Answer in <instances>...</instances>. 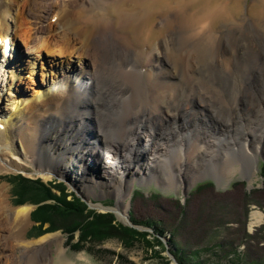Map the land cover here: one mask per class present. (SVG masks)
I'll return each instance as SVG.
<instances>
[{
    "label": "bare ground",
    "instance_id": "6f19581e",
    "mask_svg": "<svg viewBox=\"0 0 264 264\" xmlns=\"http://www.w3.org/2000/svg\"><path fill=\"white\" fill-rule=\"evenodd\" d=\"M244 2L60 0L44 5L57 8L43 25L35 1L0 0L1 73L15 89L0 109V161L45 180L67 176L86 195L113 193L122 218L134 180L171 188L213 173L220 184L240 164L253 175L264 140V0ZM18 40L35 56L30 73L41 60L55 69L27 99L16 91ZM6 198L0 186V248L12 240L13 264H41L55 234L25 241L32 205Z\"/></svg>",
    "mask_w": 264,
    "mask_h": 264
},
{
    "label": "rangeland",
    "instance_id": "374dc122",
    "mask_svg": "<svg viewBox=\"0 0 264 264\" xmlns=\"http://www.w3.org/2000/svg\"><path fill=\"white\" fill-rule=\"evenodd\" d=\"M33 1H35V6H39V10L35 13L41 15L39 20L40 24L45 25L49 21L54 22L56 20L54 16L48 17V15L50 14V10L57 7H52L46 12L47 8L44 5L48 6L53 3L59 4L60 0ZM247 2H249V0H245L244 3L246 4ZM78 7L80 8L81 5H78L76 9L80 11ZM7 18L9 19V16H7ZM18 42L22 69L18 74L20 83L16 91L21 93V99H27L26 97H29L32 92L31 87L40 88L41 90L47 88V81L42 80V72L44 73V77H51V80L54 75L52 71L54 68L50 67L49 69L47 64L45 65L46 62L41 60L42 65L46 67L42 69L41 61L35 62L37 67L34 73L31 72V74L29 68L30 61L33 60L35 56L27 54V49L23 45V42L20 40H18ZM143 49V52H146L147 47ZM1 51L2 48H0V68L1 65L5 63V57H3ZM43 59H53L56 60V62L59 61L57 58H51V56L46 54ZM60 62H64L65 65L68 64L66 59ZM71 62L72 71L78 72L81 69L79 62ZM75 64L78 67H74ZM57 66L58 65H56V67ZM58 68L61 69L60 67ZM7 74L6 72L1 73L0 71V97H2V100H0V109H4V111H7L6 99L10 98L11 94H15V91H13L15 90L13 89L14 84L12 83L13 85H9L10 77L7 76ZM68 78H72V76ZM68 80L69 84L65 87L66 90L72 87L70 79ZM130 88L131 93H136L137 87L130 86ZM9 93L11 94L9 95ZM65 93L66 92L63 90V94ZM70 96L69 94V97ZM249 96L250 95H248V97ZM243 108H245L243 112H246L247 105L243 104L242 109ZM248 113L252 117L256 115L255 111ZM26 121L23 125L28 129V121ZM248 139L251 138L248 137ZM96 140H91L94 146L96 145ZM16 141H18V139ZM261 144L257 157V169L253 175L248 172H246V175L242 174L243 167L242 164H240L241 166H237L239 169L223 177L220 184L217 182V178L213 173L203 177L200 176L198 179L194 181L191 180L190 182L181 179L182 184H180V182L177 186L171 188L166 187L162 182L150 181L147 183H140L138 180H134L131 190L128 193L129 195L126 194L125 196V201L128 203L127 218L118 216V212L115 209L116 196L113 193H97L100 195H93L91 193V195H86L78 188L72 187V183H70L71 180H69L67 176L58 177L57 175H53L50 179L45 180L42 176L35 174L31 175L33 171L32 168L25 170L26 172L23 170L15 171L8 162L0 161V186H3L6 191L7 198L5 200L13 207L22 204H30L34 210L37 206V204L27 201L22 204L16 203L17 198L14 195L12 184L7 180V176L15 174H21L30 179H38L44 183L59 184L60 188H63L64 192L67 194L68 200L72 199V196L75 195L85 203L86 208L83 212L74 211L65 213L61 212L60 209L55 210L52 214L48 215L50 222L47 221L43 224H39L40 222H36L30 217V222H28L27 226L22 230V238H25V241L30 240V243L32 241L36 242L40 236L55 234V236L51 237L53 239L48 244L50 246L46 252V254L48 253L47 256L40 258L41 264H61L59 255H62L63 260L67 262L66 264H179L167 252V248L169 250L171 248L168 239L176 229L177 235H175L173 241H175L178 247L186 250L202 247L208 243L212 244L215 242L229 241L232 238L235 240L233 246L235 245L234 248L236 252L240 253L242 256L244 254L248 255V257H254V255L250 253L246 254L247 251H256L258 253L260 252V254H264V237L259 239L256 237L258 233L259 236H261V234L264 235V178L261 175V166L264 165V140ZM136 162L133 161V165H135ZM193 174L194 172L190 171L188 176L193 178ZM209 182L211 183L209 186L212 191H198L200 186H204ZM235 184L236 187L234 186ZM52 191L56 196H59V190L53 189ZM43 203L52 204L55 203V201L47 199L40 202V204ZM33 210H31V212ZM254 211H259L263 214V218L258 222H253L252 212ZM90 212L100 214L111 213L115 224L129 226L136 230V232H147V234L144 235L145 239L138 236L136 241H132L131 243L129 241L128 243L130 244H125L124 241L118 238L99 239L87 236L82 239L78 228H76L75 231H68L73 225L78 227L79 225L76 226V224L79 222L81 223L85 218L84 215ZM145 221L157 224V228L162 230L163 236H159L155 233L153 227L141 224V222ZM251 222L253 223L251 224ZM47 227L51 229L46 231ZM243 231L248 234H254L255 237L248 236L247 239L244 238L240 240L243 235L241 232ZM156 238H159L160 241ZM61 240L62 243L58 244V241ZM6 242V246L0 248V258L2 259V264H13L17 260L14 255L19 254V250L18 247H15L16 245L12 240ZM187 242L190 245H188ZM36 245L38 246L39 244ZM227 247L231 246L226 245L225 248ZM214 250L217 254L222 253L220 247H215ZM59 252H61V254H59ZM199 256L204 259V264H209L211 261L215 262L216 260V255L211 252V250L201 251ZM245 257L246 256H244V258ZM263 257L264 255L262 258ZM224 262L223 264H228ZM229 262L230 264H234L232 261ZM252 264L255 263L252 262Z\"/></svg>",
    "mask_w": 264,
    "mask_h": 264
},
{
    "label": "trees",
    "instance_id": "16d2710c",
    "mask_svg": "<svg viewBox=\"0 0 264 264\" xmlns=\"http://www.w3.org/2000/svg\"><path fill=\"white\" fill-rule=\"evenodd\" d=\"M261 175L264 178V165L261 166ZM7 177V180H9V182L12 184L14 195L17 198L16 203L22 204L27 201L33 204H37L36 208L31 212V218L36 222H40L39 224H43L47 221L50 222V218L48 215L52 214L55 210L60 209L61 212L70 213L74 211L83 212V210H85L86 208L85 203H83L78 196L73 195L72 199L68 200L67 194L64 192L63 188H60L59 184L44 183L41 180L30 179L21 174L10 175ZM209 184L211 183L209 182L205 184L206 186H200L198 191H212ZM234 186L236 187V184ZM53 189L60 191L59 196H56V194L53 193ZM47 199H52L55 201V203L40 204V202ZM84 217L85 218L81 223L79 222L76 224V226L79 225L78 227H75V225H73L70 227L71 229L69 228L70 230L68 229V231L70 232L75 231L76 228H78L81 233L80 237L82 239L86 238L87 236L99 239L118 238L124 241L125 244H130L132 241H136L138 236L145 239L144 235L147 234V232H136V230L129 226L115 224L111 213L100 214L90 212L87 215H84ZM141 224L153 227L155 233H157L159 236H163V232L162 230H159L157 228V224H154L150 221L141 222ZM50 229V227H47L46 231ZM241 233H243V235L240 240L244 238L247 239L248 236L255 237L254 234H248L244 231ZM175 235H177V229L174 233H172L171 237H169L168 243H170L171 245L170 252L174 255V258L179 264H204V259L200 258L199 253L201 251L210 250L216 255V260L215 262L211 261L209 264H223L224 261V263L228 264H230L229 261H232L234 264H252V262L255 264H264V257L262 258V256L264 255L263 253L260 254V252L258 253L256 251L249 252L248 250L246 254L250 253L254 255V257H248V255L243 254L242 256L240 253L236 252L234 248L235 245L233 246V244H235V240H233L232 238L229 241H221L218 243L215 242L212 244L208 243L202 247L200 246L195 249L186 250L184 248L178 247L175 241H173ZM256 237L259 239L264 237V235L261 234V236H259L258 233ZM156 239L160 241L159 238ZM129 241L130 243H128ZM187 244L190 245L188 242ZM226 245H230L231 247L225 248ZM215 247H220L222 253L217 254L214 250ZM233 254L235 255V257ZM244 256H246L248 260L246 259V257L244 258Z\"/></svg>",
    "mask_w": 264,
    "mask_h": 264
},
{
    "label": "water",
    "instance_id": "95a60500",
    "mask_svg": "<svg viewBox=\"0 0 264 264\" xmlns=\"http://www.w3.org/2000/svg\"><path fill=\"white\" fill-rule=\"evenodd\" d=\"M105 207V206H104ZM166 244V243H165ZM167 245V244H166ZM167 247V246H166ZM167 248V252L171 255V257L176 261V259L174 258V255L170 252V250Z\"/></svg>",
    "mask_w": 264,
    "mask_h": 264
}]
</instances>
